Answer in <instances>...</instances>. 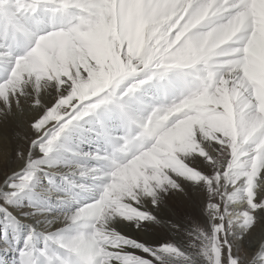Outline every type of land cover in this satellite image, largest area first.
<instances>
[{
  "label": "clouds",
  "instance_id": "obj_1",
  "mask_svg": "<svg viewBox=\"0 0 264 264\" xmlns=\"http://www.w3.org/2000/svg\"><path fill=\"white\" fill-rule=\"evenodd\" d=\"M49 6L0 54V120L44 110L33 143L65 121L25 161L39 193L5 236L19 264H264L240 244L264 209V0ZM189 187L204 219L182 226L162 210Z\"/></svg>",
  "mask_w": 264,
  "mask_h": 264
},
{
  "label": "snow or ice",
  "instance_id": "obj_2",
  "mask_svg": "<svg viewBox=\"0 0 264 264\" xmlns=\"http://www.w3.org/2000/svg\"><path fill=\"white\" fill-rule=\"evenodd\" d=\"M8 0H0V54H7L14 62L13 49L7 42L9 37L18 26H22V21L34 17L40 12H52L54 9L49 6V0H10V7L4 5ZM35 5V10L34 6ZM10 74V73H9ZM0 80V83H3ZM13 101V111L15 112ZM52 101L48 104L51 108ZM22 114L15 113V115L9 116L3 120L8 122L9 120H16ZM45 116L44 110H40L38 113L31 117L30 121H25L21 127L15 131L16 143H15V166L9 167L7 164L0 168V213H3L4 218L0 219V224H4V236L2 243H0V264H19L18 252H15L8 248L5 243L6 234L11 235V229L9 227L10 220L15 219L19 222H26L29 220V216L33 211V205L37 194L39 193V187L37 181H32V177L29 173L32 169L25 166V161L31 163L33 160H39L44 155V152L40 150V145L45 141L48 142L49 147H54L56 143V137L65 133V121L61 120L48 134L44 137V141L33 143L37 138V133L33 129V124L41 117ZM55 123V120H53ZM48 127H51L49 125ZM71 131L70 127L68 128ZM47 131V129H45ZM106 128L103 125H96L91 132H89L82 139L88 142L101 141L105 136ZM46 167V165H41ZM41 182L47 183L44 178V174L39 173ZM15 207L19 212V216H16L9 211L10 208ZM169 215L175 217L177 212L175 209L168 210ZM27 213V215L25 214ZM260 220L253 227L252 233L245 236L240 244L244 250H247L255 256L257 260H264V251L257 252L256 241L258 238H264V209L259 212ZM188 216H191L190 214ZM187 216V217H188ZM21 217L23 219H21ZM168 220H172L167 218ZM152 227V225H148ZM162 230V229H161ZM140 239L141 237H137ZM130 250H135L129 248ZM131 252V251H130Z\"/></svg>",
  "mask_w": 264,
  "mask_h": 264
},
{
  "label": "bare ground",
  "instance_id": "obj_3",
  "mask_svg": "<svg viewBox=\"0 0 264 264\" xmlns=\"http://www.w3.org/2000/svg\"><path fill=\"white\" fill-rule=\"evenodd\" d=\"M33 115L30 114L27 109L25 112L18 117L16 120H9L7 123L3 120H0V168H3L6 164L9 167H14L15 163V131L22 126L25 121H30ZM188 191L191 194V200H185L183 197L179 199L173 198L169 201L170 208L175 209L177 215L172 217L169 215L167 209L162 210V215L166 218L172 219L177 223H181L183 226V222L186 217L190 214L194 219H199L203 221L202 213L199 210L200 201L202 197L200 195L192 194V189L189 187ZM10 212L19 216V212L15 207L9 209ZM3 213H0V219H3ZM21 219H23L21 217ZM188 223H191L189 220ZM4 224H0V238L4 236ZM264 234V233H261ZM170 238L169 233L165 230L157 229L148 234V239L155 244H159L161 242L166 241V239ZM0 243H2V239H0ZM141 255H144L140 252Z\"/></svg>",
  "mask_w": 264,
  "mask_h": 264
},
{
  "label": "rangeland",
  "instance_id": "obj_4",
  "mask_svg": "<svg viewBox=\"0 0 264 264\" xmlns=\"http://www.w3.org/2000/svg\"><path fill=\"white\" fill-rule=\"evenodd\" d=\"M133 251L135 254L141 255L139 250H130Z\"/></svg>",
  "mask_w": 264,
  "mask_h": 264
}]
</instances>
